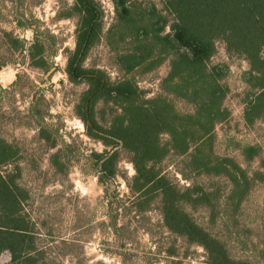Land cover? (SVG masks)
<instances>
[{
	"label": "rangeland",
	"instance_id": "obj_1",
	"mask_svg": "<svg viewBox=\"0 0 264 264\" xmlns=\"http://www.w3.org/2000/svg\"><path fill=\"white\" fill-rule=\"evenodd\" d=\"M97 1L103 11L102 32L84 67L102 70L111 80L133 76L148 96L158 92L172 57L157 42L171 30L173 16L164 1L130 0L124 19L115 0ZM73 5L74 0H0V136L17 150L15 160L2 169H12L29 192L26 210L45 252L43 264H209L202 246L164 225L159 197L146 191L142 198L131 189L135 169L124 149H119L114 177L100 172L95 153L110 148L87 134L76 109L88 81L75 82L66 72L76 47L78 15ZM36 40L45 68L30 55ZM128 53L146 58L130 73L118 60ZM209 64L218 67L230 110L215 128L214 154L235 160L251 185L242 201L237 194L229 208L219 203L214 210L202 205L188 210L227 242L234 257L263 262L264 115L253 122L245 118L259 87L248 60L229 53L221 41ZM172 98L179 110L191 109L186 99ZM114 107L99 101L98 121L107 124ZM249 146L256 153L246 152ZM181 158L171 155L163 163L174 181L214 187L221 202L231 195L223 175L186 170L185 177ZM9 261L10 253L3 252L0 264Z\"/></svg>",
	"mask_w": 264,
	"mask_h": 264
},
{
	"label": "trees",
	"instance_id": "obj_2",
	"mask_svg": "<svg viewBox=\"0 0 264 264\" xmlns=\"http://www.w3.org/2000/svg\"><path fill=\"white\" fill-rule=\"evenodd\" d=\"M130 0H115L116 10L124 19ZM173 16L170 32L158 36V43L171 54L170 71L162 80L161 89L151 96L133 77L111 80L99 69L85 68L89 51L100 39L103 11L97 0H74L72 10L78 15L76 47L70 53L66 72L71 80L86 79L89 87L76 106L87 134L102 141L107 148L95 153L100 172L114 177L118 172L120 148L133 164L135 174L131 189L146 196L160 198L164 225L189 243L202 246L209 264H264L234 257L225 240L200 224L189 208L205 206L214 210L219 203L229 208L234 198L249 190V176L229 157L214 154L215 128L230 115L224 101L227 87L218 67L209 64L219 41L231 54L244 56L250 74L256 79L258 94L245 108V118L253 122L264 115V0H163ZM166 23V19H163ZM36 40L31 58L41 67L46 60ZM36 49V51H35ZM161 52V51H160ZM38 54V55H37ZM137 53L121 55L118 60L130 73L144 63ZM50 70L47 72L50 74ZM172 96L192 104L190 110H179ZM115 105L107 124L98 121L96 104ZM105 110V109H104ZM255 146L246 152L256 153ZM179 156L186 170L225 176L231 195L223 199L214 187L200 182L181 186L168 174L163 163ZM17 156L15 146L0 136V255L7 251V264H43L44 250L37 243L35 223L26 210L29 192L17 181L15 173L4 171ZM243 186V188H242ZM241 187V190H239ZM144 198V203H146Z\"/></svg>",
	"mask_w": 264,
	"mask_h": 264
}]
</instances>
